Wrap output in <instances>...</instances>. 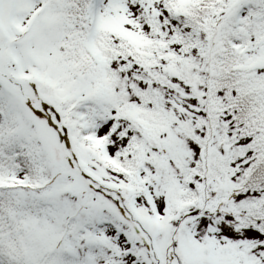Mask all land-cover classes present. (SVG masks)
I'll return each mask as SVG.
<instances>
[{
    "label": "snow or ice",
    "instance_id": "6c2138e0",
    "mask_svg": "<svg viewBox=\"0 0 264 264\" xmlns=\"http://www.w3.org/2000/svg\"><path fill=\"white\" fill-rule=\"evenodd\" d=\"M0 264H264V0H0Z\"/></svg>",
    "mask_w": 264,
    "mask_h": 264
}]
</instances>
